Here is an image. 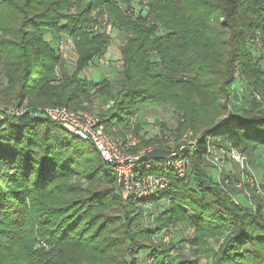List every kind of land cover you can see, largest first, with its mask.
Segmentation results:
<instances>
[{"label": "trees", "instance_id": "obj_1", "mask_svg": "<svg viewBox=\"0 0 264 264\" xmlns=\"http://www.w3.org/2000/svg\"><path fill=\"white\" fill-rule=\"evenodd\" d=\"M122 1L124 9L114 0H0L1 93L4 104L25 108L19 116L0 110V264H168L171 239L151 240L177 223L194 233L179 240L181 249L226 233L216 264H264V201L253 194L255 203L242 207L229 193L234 181L225 183V173L214 180L205 170L208 141L231 144L248 164L258 148L264 150V108L254 102L235 108L243 90L264 101V52H251L253 43L264 51V0ZM104 16L126 36L113 106L98 114L105 132L125 126L151 102L183 112L187 124L179 130L192 129L188 119L199 90L219 99L214 114L221 117L202 130L195 151L183 152L190 159L185 177L147 172L168 183L145 199H122L114 172L91 144L33 116L43 108L75 110L81 100L91 101L80 74L104 57L113 40L107 30L96 29ZM49 31L72 42L76 61L70 76L44 37ZM237 71L248 81L240 76V86L251 83L250 91L236 86ZM228 107L235 113L226 114ZM153 161L162 167V160ZM76 177L91 187L82 192L71 182ZM161 201L168 209L146 224L145 206Z\"/></svg>", "mask_w": 264, "mask_h": 264}, {"label": "rangeland", "instance_id": "obj_2", "mask_svg": "<svg viewBox=\"0 0 264 264\" xmlns=\"http://www.w3.org/2000/svg\"><path fill=\"white\" fill-rule=\"evenodd\" d=\"M114 1L118 3L121 9L125 8L126 6L125 1H122V0H114ZM98 28L100 30H103V29L107 30V32H109L110 35L113 37L111 46L115 47L114 48L115 52L109 57L103 58V60H106L108 62L107 66H104V67L98 66V64L89 65V67L80 74V77L82 79L87 80V85L89 87L101 81L102 73L104 74L103 76L105 77L103 81L104 83H102L101 85L95 88L93 87L91 101L81 100L78 106L80 107L83 103L86 102L89 105L88 111L91 114L96 115V116H98L99 112L105 111V110H102L104 104L107 103L109 100H112L111 98H113L116 90L118 89L116 82L121 78V69H122L120 49L124 45L125 39H126L125 34H121L115 29L111 28L110 22L108 21L106 16L102 18L101 25H98L96 27V29ZM59 42H56V44H58ZM62 42L63 41L61 40V43ZM63 46L65 50V44H63ZM252 47L253 48H251V52L254 57H259L260 54L264 52L261 49L262 46L260 47V49L259 47L255 48L254 43H253ZM69 50L71 51V53H73L70 47L66 45L67 55H69ZM109 50L108 52H110ZM72 67L73 65L71 67L69 65L68 69L70 68L71 70ZM70 73L71 71H68V74ZM240 76H242L241 72L237 71L235 73L236 84H237L236 86L239 88L247 87V89H249L250 91L251 83L247 86H244V82H243V84L241 83V86H240ZM54 77L55 79L58 80L56 76ZM242 77H243V81L246 82L247 81L246 78L244 76ZM4 86H5V79H4L3 71H2V60L0 59V110L12 109L14 108L13 105L4 104L5 103L4 97L2 96V93H1ZM102 87H105L106 89L103 92H101ZM243 93H244L245 98L242 96V98L240 99L241 106H235L232 103H231V106L233 107L235 106V108L237 109L247 108V106H249V103L254 102L260 108H264V101L262 97L252 98V96L247 95V91L245 92V90H243ZM253 94H255V96L257 95L256 92H253ZM218 100L219 99H217L216 97L213 98V96L212 97L209 96L206 90H203V89L199 90L198 96L193 100L194 102L193 110L195 114H191V116L193 117L192 120L188 119L189 122H192V127H193L192 129L190 126H187L185 128V131L179 130L180 128H182V125L187 124V119H186L187 115L184 114L183 112L176 111L174 107H171L169 105H165L162 103L151 104L152 103L151 102V103H148L147 104L148 106L146 107L144 105L139 107L133 116H129L128 117L129 121L126 122L125 126L121 128L119 127V129L113 128L111 133H107V132L106 133L118 139L131 136V138H133L136 142V145L133 147L134 152L141 151L148 147H152V148L163 147L168 140L170 141L174 140L176 146H178V141L180 139L182 140L186 135L189 136L191 140H196L199 143V140L202 136V130L205 129L208 124L212 123L216 119V117H221V116H218V114H214L216 113V110H215L216 103L215 102H218ZM233 107H231V109L228 107L226 110V114L227 112L228 114H230L229 112L235 113V111L233 110L235 108ZM224 115L225 114H223L222 116ZM130 119H133L135 122L132 129L129 126ZM136 128H138V130H135ZM116 132H122V135H117ZM152 139L153 140L155 139L156 142L148 143V141ZM207 143L214 144L215 146H219L221 142L211 140ZM250 159H251V163L249 161V166L255 174L256 184H258V186L264 191V150L263 148H258L254 152V154L250 157ZM189 164H190V161L188 162L187 170H188ZM205 170L214 180L218 179L221 176V173L211 164L210 166L206 167ZM224 171L230 173L231 177L234 176L238 178L237 176L238 169L237 167L234 166L233 163H230L229 161H227L224 165ZM76 176H80V175H76ZM71 182L75 184L76 186H78L82 190V192H86L91 187L89 182L81 177H76L72 179ZM249 189L251 188H248L247 193L249 194L250 200L241 191H238V189L229 190V193L233 197L234 201H236L237 203H240L242 207H245L249 205V203H247L245 200H249L251 204L255 203V198L252 202V198H253L252 195L254 193L250 191ZM254 196L256 195L254 194ZM168 207H169V204L167 201H161L160 203H158V205H148L144 211V217H145L144 222L146 224H151L154 218L159 214V212H161L162 210L164 211L168 209ZM193 234L194 233H193L192 228H190L187 224L177 223L175 224V226L169 228L166 232H162L159 235V237L151 240V242L155 244L156 242L158 243V241L163 242L164 240L165 242H167L168 240L171 239L172 243L174 244V248L172 249L168 264H179L180 262H183L186 260H193L195 258H197L198 264H216L217 262L215 260L217 256L219 255V252H220L219 250L222 246L221 244L224 241V239L228 236V234L224 233L223 235L219 237H212V236L205 237L202 241H200V243L195 245L193 248H189V247H186L184 249L179 248L178 246L179 240L191 238ZM161 236L163 237L161 238ZM201 246L203 247L201 248ZM143 258H144V254L142 253L138 254L137 259L139 260V262ZM125 260L127 262H130L131 258L127 255L125 257ZM139 264H142V263L140 262Z\"/></svg>", "mask_w": 264, "mask_h": 264}, {"label": "built area", "instance_id": "obj_3", "mask_svg": "<svg viewBox=\"0 0 264 264\" xmlns=\"http://www.w3.org/2000/svg\"><path fill=\"white\" fill-rule=\"evenodd\" d=\"M59 55H62L64 46L59 42L56 46ZM98 66H107L108 62L103 58L97 60ZM60 79V77H56ZM88 104L85 102L75 110L68 109L63 106L47 107L34 113L35 117H44L61 126V128L78 139L91 144L98 152L101 160L110 166L114 172L116 183L120 191L122 199L133 195L136 199H145L152 195L155 190L162 189L167 185V180L162 176L147 174L149 171L161 170L172 171L178 177L184 178L187 174V165L189 162L187 154L196 150L198 142L191 140L189 136H185L178 141L176 146L174 140H168L163 147H156L166 150L168 153L162 160V167L156 161L148 160L145 154L150 152L152 147H148L141 151L134 152L133 147L136 142L131 136L126 138H114L105 132L104 126L100 123L98 116L88 111ZM113 106V101L109 100L102 110H107ZM24 104L14 106L12 109H5V114L19 116L23 114ZM3 119V117H0ZM135 124L130 119L129 126L131 129ZM203 135L201 136V138ZM200 138V139H201ZM220 142V140H216ZM209 142V141H208ZM206 160L213 165L221 175L225 173V183L230 180L234 181V187L242 190V193L249 198L248 188L258 198L264 201V191L256 184L255 174L248 164L247 157L231 144L226 143L215 146L207 143ZM229 161L238 169V178L224 171L225 163ZM140 170H144L140 172ZM139 171V172H138ZM224 171V172H223ZM229 178V179H228ZM254 190V191H253ZM263 197V198H262ZM247 202L251 205L250 201ZM148 204L145 206L147 208Z\"/></svg>", "mask_w": 264, "mask_h": 264}, {"label": "crops", "instance_id": "obj_4", "mask_svg": "<svg viewBox=\"0 0 264 264\" xmlns=\"http://www.w3.org/2000/svg\"><path fill=\"white\" fill-rule=\"evenodd\" d=\"M44 37H45V39L53 46V47H56L57 46V44H56V42H61V40L64 42H62L63 44H65V50H64V52L62 53V55H61V59H62V69L63 70H65L64 72H65V74L67 75V76H70L71 74H72V72L75 70V61H76V54H75V52H74V49H73V45H72V42H71V40L67 37V36H65V35H63V34H60V33H56V32H54V31H49V32H47V33H45L44 34ZM66 45L68 46V47H70V49L72 50V52L73 53H71V51L69 50V55H67L66 54ZM114 46H111V44L109 45V47H108V50L110 51V52H108V50H107V52L105 53V55H104V57L103 58H106V57H109L110 55H112L115 51H114ZM64 54V55H63ZM70 65V67L73 65V67H72V69L70 70V68L68 69V66ZM68 71H71V73L70 74H68ZM102 71V70H101ZM103 72V71H102ZM104 74L102 73V79H101V81L100 82H103L104 81V77L105 76H103ZM54 76H56V77H61V72H59V70L57 69L56 70V72H55V75ZM86 80V79H85ZM86 82H87V80H86ZM99 82V83H100ZM87 85V84H86ZM87 89H88V91L89 92H93V85L91 86V87H89L88 85H87ZM154 103H159V102H152L151 104H154ZM145 107L146 106H148L147 104L146 105H144ZM151 107V106H150Z\"/></svg>", "mask_w": 264, "mask_h": 264}, {"label": "water", "instance_id": "obj_5", "mask_svg": "<svg viewBox=\"0 0 264 264\" xmlns=\"http://www.w3.org/2000/svg\"><path fill=\"white\" fill-rule=\"evenodd\" d=\"M167 151L161 148H154L150 152L145 154V158L148 160H160L165 155H167Z\"/></svg>", "mask_w": 264, "mask_h": 264}]
</instances>
